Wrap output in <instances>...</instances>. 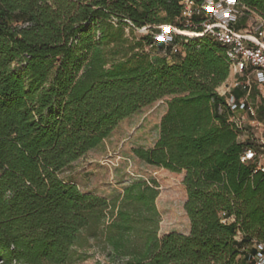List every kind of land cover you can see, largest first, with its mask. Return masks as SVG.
I'll list each match as a JSON object with an SVG mask.
<instances>
[{"label": "trees", "instance_id": "1", "mask_svg": "<svg viewBox=\"0 0 264 264\" xmlns=\"http://www.w3.org/2000/svg\"><path fill=\"white\" fill-rule=\"evenodd\" d=\"M182 1L0 0L3 264H73L91 241L108 259L97 264H249L260 252L264 171L241 160L257 144L240 139L219 92L231 75L226 49L207 35H177V54L156 41L163 24L191 30ZM239 1L264 18V0ZM165 97L157 142L133 152L185 171L191 228L159 237L152 181L134 179L109 199L60 174Z\"/></svg>", "mask_w": 264, "mask_h": 264}, {"label": "rangeland", "instance_id": "2", "mask_svg": "<svg viewBox=\"0 0 264 264\" xmlns=\"http://www.w3.org/2000/svg\"><path fill=\"white\" fill-rule=\"evenodd\" d=\"M250 18L247 15L240 16L238 25L243 26L252 19L255 21L257 13L250 15ZM236 79V76H230L219 88V92L223 95L228 94L227 85H232ZM255 88L254 86L250 100L258 106V114L255 117L245 112L237 114L243 120L244 127L240 139L246 140L248 135L260 145L264 144V111L260 106V99L256 96ZM170 99L171 97H165L158 100L124 119L100 146L87 152L60 174L62 178L77 183L82 191L96 193L109 199L120 196L134 179L152 181L159 189L156 200L161 216L159 237L173 231L184 234L190 232V219L185 210L186 173L173 172L148 164L137 157L133 150L139 147L152 148L155 145L160 136L161 121L168 110ZM90 243L89 248L82 250L85 257L73 264L108 262L105 254L94 246V241ZM251 249L252 246L247 248V252ZM0 264H3L1 260Z\"/></svg>", "mask_w": 264, "mask_h": 264}, {"label": "built area", "instance_id": "3", "mask_svg": "<svg viewBox=\"0 0 264 264\" xmlns=\"http://www.w3.org/2000/svg\"><path fill=\"white\" fill-rule=\"evenodd\" d=\"M181 20L186 27H190L199 36H210L223 45L231 63V75L237 79L228 87L227 103L235 112L231 117L240 128H243V120L237 113L245 112L255 117L258 106L251 102V92L254 86L257 89L256 96L260 99V106L264 111V18L257 14V19L250 20L243 26L238 25L240 16L250 15L255 12L250 10L239 0H183ZM251 19V18H250ZM148 32V28L140 29ZM172 25H160L155 33L156 41L162 42L170 48V54L181 51L180 45L175 43L177 35L189 36ZM232 88H231V87ZM240 87L245 91L241 99H237L231 92ZM264 144L247 149L242 155V161H254L255 172L264 171ZM225 216V213L222 214ZM224 223L231 218L224 217ZM260 252L249 255V264H264V245L259 247Z\"/></svg>", "mask_w": 264, "mask_h": 264}, {"label": "bare ground", "instance_id": "4", "mask_svg": "<svg viewBox=\"0 0 264 264\" xmlns=\"http://www.w3.org/2000/svg\"><path fill=\"white\" fill-rule=\"evenodd\" d=\"M183 33L186 34V35H191V36H199V34H195V32H193V31L185 30V31H183Z\"/></svg>", "mask_w": 264, "mask_h": 264}, {"label": "crops", "instance_id": "5", "mask_svg": "<svg viewBox=\"0 0 264 264\" xmlns=\"http://www.w3.org/2000/svg\"><path fill=\"white\" fill-rule=\"evenodd\" d=\"M248 137V135H246Z\"/></svg>", "mask_w": 264, "mask_h": 264}]
</instances>
